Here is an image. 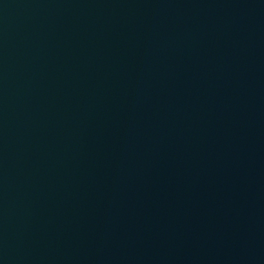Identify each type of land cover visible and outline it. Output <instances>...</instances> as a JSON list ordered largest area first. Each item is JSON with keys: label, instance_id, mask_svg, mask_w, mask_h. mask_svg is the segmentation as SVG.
Instances as JSON below:
<instances>
[{"label": "water", "instance_id": "water-1", "mask_svg": "<svg viewBox=\"0 0 264 264\" xmlns=\"http://www.w3.org/2000/svg\"><path fill=\"white\" fill-rule=\"evenodd\" d=\"M0 264H264V0H0Z\"/></svg>", "mask_w": 264, "mask_h": 264}]
</instances>
